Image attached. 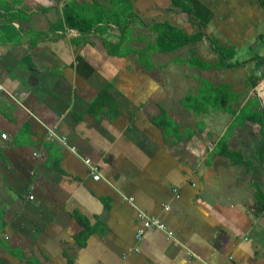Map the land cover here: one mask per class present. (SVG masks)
<instances>
[{"label": "crops", "instance_id": "crops-1", "mask_svg": "<svg viewBox=\"0 0 264 264\" xmlns=\"http://www.w3.org/2000/svg\"><path fill=\"white\" fill-rule=\"evenodd\" d=\"M175 2L0 0V264H264V144L235 134L244 162L215 154L231 111L258 99L246 90L264 5ZM141 22L202 37L147 57L157 33ZM209 38L246 64L220 67ZM202 82L230 85L241 106L194 112L184 100ZM140 213L173 238L136 240Z\"/></svg>", "mask_w": 264, "mask_h": 264}, {"label": "trees", "instance_id": "trees-1", "mask_svg": "<svg viewBox=\"0 0 264 264\" xmlns=\"http://www.w3.org/2000/svg\"><path fill=\"white\" fill-rule=\"evenodd\" d=\"M172 1L173 5L179 6L178 2H175V0ZM261 3L264 5L263 0H261ZM118 9L120 8L118 7ZM120 12H123L124 15L128 14L130 16H132V13L129 9H121L118 10L117 15L115 12L111 15V19H113V21L116 22L118 26H120L121 30L123 31V37L125 38V30L128 28V23L125 22L121 25L117 21H115L116 19H114V17L119 16ZM67 17L69 18V16ZM98 22L99 20L92 21L89 26L92 27ZM141 24L144 27H149L152 31L157 33L154 44H150L148 46V54L145 52L147 57L152 53V51L175 52L186 45L194 44L202 37V35L187 36L181 30L171 26L169 23H156L148 26H145L143 22H141ZM209 41L212 49L220 57V67L226 69H235L246 64L245 61L235 63L227 62L228 59L233 58L234 49L225 48L222 45L218 44V42L212 38H209ZM189 61H191L193 64L197 63L201 68H210V66L205 65L203 62L196 61L193 58H190ZM256 61L257 63L254 72L249 79L248 86L251 85V82L264 78V58L258 57ZM201 94L202 96H200V98H192L188 96L184 100V104L188 105V108L196 113H208L210 108H223L226 110H230V103L232 102V100L238 103L239 97L237 93L231 90V86L228 84H219L218 86H214L213 84H210L208 82H202ZM231 114L234 117V123L232 127L228 129V131H226L222 138H220L216 143L217 149L215 154L216 156L230 159L234 163H243L244 160L241 152L229 150V140L233 137V135L236 134V130L238 128H240L244 124H250L256 132L260 133V144H264V113L262 112L258 99L254 97L253 99L249 100L248 103L242 108L231 111ZM259 155L261 158V162H263L264 154L262 153V150L260 151ZM255 196L256 200L262 203L264 207V194L258 189V187H256Z\"/></svg>", "mask_w": 264, "mask_h": 264}, {"label": "rangeland", "instance_id": "rangeland-1", "mask_svg": "<svg viewBox=\"0 0 264 264\" xmlns=\"http://www.w3.org/2000/svg\"><path fill=\"white\" fill-rule=\"evenodd\" d=\"M238 77L239 79L241 78L240 76ZM250 86L251 87L249 88L247 87L246 91L252 93V95L259 94L261 99L264 101V92L262 95V91L260 90L262 89V86L264 87V78L251 82ZM238 104H240L239 106H241L242 102H238ZM236 107L237 103H235V108ZM240 129L241 128H239L236 132V138L230 140L231 144H246L247 147H255V144H260L261 135H259L258 132H256L253 128H251L252 130L250 128L241 129V132L239 134Z\"/></svg>", "mask_w": 264, "mask_h": 264}, {"label": "built area", "instance_id": "built-area-1", "mask_svg": "<svg viewBox=\"0 0 264 264\" xmlns=\"http://www.w3.org/2000/svg\"><path fill=\"white\" fill-rule=\"evenodd\" d=\"M2 138L4 139L5 136H2ZM91 174H92L93 179H95V180L100 179L98 172L93 167H91ZM30 198H32V197H30ZM138 218L142 224V228L140 230H138V232L136 234V240L139 241L142 238V236L144 235L145 231H148L151 229L152 230H159V231L165 233L166 237L168 239L173 238V234L170 233L169 231H167L165 225L161 221H159L158 219L153 218V217H149L147 214H144V213H140L138 215Z\"/></svg>", "mask_w": 264, "mask_h": 264}, {"label": "water", "instance_id": "water-1", "mask_svg": "<svg viewBox=\"0 0 264 264\" xmlns=\"http://www.w3.org/2000/svg\"><path fill=\"white\" fill-rule=\"evenodd\" d=\"M257 97L259 99V103H260V107L262 109V112L264 113V101L261 99L259 94H257Z\"/></svg>", "mask_w": 264, "mask_h": 264}, {"label": "bare ground", "instance_id": "bare-ground-1", "mask_svg": "<svg viewBox=\"0 0 264 264\" xmlns=\"http://www.w3.org/2000/svg\"><path fill=\"white\" fill-rule=\"evenodd\" d=\"M260 90L262 91V95H263V92H264V91H263V90H264V87H262V89H260Z\"/></svg>", "mask_w": 264, "mask_h": 264}]
</instances>
